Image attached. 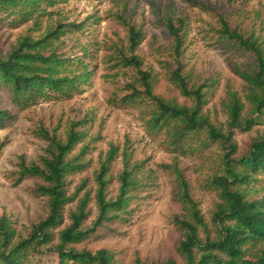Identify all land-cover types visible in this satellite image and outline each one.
<instances>
[{"label":"rangeland","instance_id":"374dc122","mask_svg":"<svg viewBox=\"0 0 264 264\" xmlns=\"http://www.w3.org/2000/svg\"><path fill=\"white\" fill-rule=\"evenodd\" d=\"M168 18L184 21L180 58L175 56L174 39L165 27ZM223 21L231 30L258 39L264 50V0H40L38 11L28 18L18 11L0 13L1 57L12 52L25 36L39 38L58 23H75L79 29L62 37L59 54L80 60L90 72V79L70 97H53L28 109L17 107L9 89L0 84V110L13 116L0 129V216L11 217L19 236L26 237L33 225L47 217L49 209L47 198L36 191L45 184L42 179L18 181L20 158L26 164L40 162L48 146L39 134L40 126L64 140L71 122L84 120L79 129L86 138L73 155L87 145L88 166L68 176L67 193L73 196L83 189L65 207L63 225L53 231V245L58 244L59 231L70 225V215L85 194L89 195V215L83 228L93 227L98 217L95 173L111 146L119 151L108 175V199L118 195L124 153L131 165L141 166V185L126 210L70 248L93 254L106 250L112 257L109 264H165L169 260L185 264L178 253L183 234L173 222L176 216L184 215L173 165L182 171L205 218L207 227L206 231L201 229V237L218 235L213 213L222 201L211 181L224 174L223 144L211 142L203 132L188 140L183 151H174L165 130L150 127L156 110L152 101H123L131 93L130 85L140 91L143 87L137 71L125 67L121 55H130L129 27L133 26L142 33L135 54L142 69L151 75L154 94L180 106H193V98L184 96L172 80V72L180 67L189 89L201 87L206 100L203 113L224 133L229 120L224 104L229 92L236 93L244 105L243 119L256 121L250 131L232 129L236 145L232 159L237 160L248 154L253 141L264 136V109L263 113L254 110L249 95L258 90L245 77L258 70L255 57L223 37ZM241 190L250 200L264 197V171ZM49 247H41L25 264H59L58 255ZM263 248L264 243L248 244L245 258L255 259Z\"/></svg>","mask_w":264,"mask_h":264},{"label":"trees","instance_id":"16d2710c","mask_svg":"<svg viewBox=\"0 0 264 264\" xmlns=\"http://www.w3.org/2000/svg\"><path fill=\"white\" fill-rule=\"evenodd\" d=\"M39 6L40 0H0V13L18 11L28 18L38 11ZM79 27L75 23H58L39 38L23 37L6 57L0 56V84L9 89L17 107L28 109L53 97H70L90 79L86 65L80 60L61 56L58 50L62 37ZM165 27L174 39L175 56L180 58L184 42L181 34L184 21L168 18ZM221 34L230 43L253 53L258 70L245 77L258 90L249 95L253 108L256 112L263 113L264 50L261 43L258 39L245 37L236 30H231L225 21L222 22ZM141 42L142 33L130 26V55L122 54L121 62L125 67H132L137 71L138 82L143 90H138L134 84L130 85L131 93L123 101L126 104L139 102L142 98L152 101L156 110L149 120L150 127L165 130L167 142L176 152L183 151L188 140L203 132L211 142L223 144L225 150L224 174L215 176L211 181L222 201L217 204L213 213V222L219 226L218 235L214 238L208 233L204 238L201 237V229L206 231L207 227L205 218L190 194L189 184L182 171L177 165L171 168L178 183V199L184 209L182 217L176 216L173 219L183 234L178 253L185 258V264H264V248L255 259H246L244 249L248 244L264 243V197L250 200L246 192L241 190L242 186L252 182L254 175L264 171V136L253 141L247 155L237 160L232 159V154L236 151V145L232 143V129L250 131L256 121L251 117L243 119L244 105L240 97L229 92L224 104L229 115L228 132H222L203 113L206 100L201 87L189 89L186 78L180 73V67L172 72V80L184 96L193 98V106H180L156 96L151 75L142 69V61L135 54ZM12 118L9 112L0 110V129ZM85 122H71L64 140L40 126L39 134L48 143L45 154L40 157L39 163L26 164L20 158L18 181L27 178H40L44 181L45 184L36 191L47 198L48 215L33 225L26 237L19 236L11 217L6 214L0 216V264H25L43 246H50L48 250L58 255L59 264H109L112 260L106 250L93 254L86 250L77 251L69 246L84 241L90 232L105 221L118 217L119 212L127 209L133 192L141 185L138 177L141 166L131 165L129 157L124 153V168L118 177V195L113 200L108 199V175L119 151L115 146L110 147L95 173L98 217L93 227L83 228L89 215V195L85 194L79 200L77 210L70 215V225L59 231L58 244H52L55 237L53 231L63 225L65 207L75 201L79 191L83 189L80 187L73 196L67 193L68 176L81 173L88 166L85 161L87 145L73 155L86 138V133L79 129ZM165 264L173 262L169 260Z\"/></svg>","mask_w":264,"mask_h":264}]
</instances>
